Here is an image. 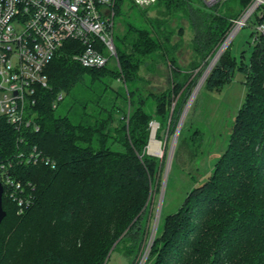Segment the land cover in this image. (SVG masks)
<instances>
[{
	"label": "trees",
	"instance_id": "obj_1",
	"mask_svg": "<svg viewBox=\"0 0 264 264\" xmlns=\"http://www.w3.org/2000/svg\"><path fill=\"white\" fill-rule=\"evenodd\" d=\"M228 1L233 4L225 7ZM252 2L157 0L164 9L159 15L181 13L189 23L196 60L186 69L178 63V44L171 43L167 21L148 18L138 7L146 16L144 24H128L120 48L115 46L118 66L84 68L73 60L81 43L65 42L44 70L47 87H36L39 130L16 131L0 119V160L13 165L11 173L31 200L18 214L16 203L2 196L6 216L0 224V264H106L124 240L140 244L139 221L162 169L145 153L150 121L160 123L157 137L168 120L169 137L174 134L208 62ZM125 3L135 7L130 0H117L115 14ZM253 15L256 25L264 23V5ZM250 35L249 62L238 65L246 75L247 93L226 147L206 180L158 225L147 264H264V34L252 30ZM157 61L166 64L168 86L144 97L141 85L148 82L141 68L146 65L153 73ZM235 65L227 48L202 88L221 91ZM115 81L120 83L116 89ZM66 97L72 102L60 115ZM184 125L173 165L182 151L189 162L200 155L202 133L182 137ZM34 149L53 165L19 161Z\"/></svg>",
	"mask_w": 264,
	"mask_h": 264
},
{
	"label": "built area",
	"instance_id": "obj_2",
	"mask_svg": "<svg viewBox=\"0 0 264 264\" xmlns=\"http://www.w3.org/2000/svg\"><path fill=\"white\" fill-rule=\"evenodd\" d=\"M130 1L141 9L157 2ZM202 1L213 4L221 0ZM116 2L117 0H0V119H4L16 131L39 130L34 112L36 87H47L44 70L69 40L81 43L82 49L73 55V60L82 67L100 69L111 58L119 65L114 44ZM256 2L254 0L247 11L253 12L259 4L252 8ZM247 14L248 12L243 13L241 19L235 21L234 28ZM254 30L257 34H264V23L256 25ZM18 159L25 164L42 162L53 165L51 159L35 149L27 156L21 154ZM12 166L11 163L0 160V183L3 194L6 193L16 203L17 213L23 214L31 205V200L11 173Z\"/></svg>",
	"mask_w": 264,
	"mask_h": 264
},
{
	"label": "rangeland",
	"instance_id": "obj_3",
	"mask_svg": "<svg viewBox=\"0 0 264 264\" xmlns=\"http://www.w3.org/2000/svg\"><path fill=\"white\" fill-rule=\"evenodd\" d=\"M230 4L233 3H230V1L226 2L225 7H229ZM261 5H264V1L259 3L258 7H260ZM129 6V3H125L115 15V46L118 49L120 48L119 41L125 35L129 23L141 26L144 24L143 19L146 18L145 15H147L148 18L151 19L159 17V19L167 21V24L165 26L169 30H173L171 43L178 44L176 56L178 58L179 65L182 67V69L189 68V66L196 60V57L195 52L191 46L192 31L187 19L181 13H174L171 15L168 14L163 17L159 15V12L164 11V9L157 4L151 5L150 7L146 8L145 15L137 8V6H135L133 9H131ZM256 9H254L250 16L244 20L245 22L243 23V25L239 27V29L235 28V31L232 32V34L229 36L231 37V39L226 46L225 51L227 48L229 49L230 55L236 58V65L228 84L225 85L219 92H208L201 86L188 108L185 119L183 121V123L185 124V129L182 131L181 136L188 138L192 132L199 130L202 133L200 155L194 161L189 162L188 153L186 151H182L177 159V164L173 165V151L171 165L167 174V180L163 192L162 205L159 211L160 216L158 221H155V214L157 212L166 159L170 150V146L173 142L174 134L169 137L170 131L168 120L166 127L160 131L159 137H157L160 123L155 119H152L150 121L149 126L151 137L152 125L155 124L156 131L154 137L162 149V154L159 156L156 154L153 155L149 152V144L151 141L150 137L146 145L145 153L146 155L156 159L162 169H160L159 167L160 170L158 171L156 184L152 187L151 194L148 199L147 211L142 215L139 221V231L140 234H142V238L140 237L141 242L136 246H132V244L128 242V239H126L116 246L121 237L118 238V240L114 242L111 248L112 250L116 246L115 250L111 252L109 259L106 258L105 260L106 264H147L149 250L154 239L153 229H155V227L157 226L155 230L156 234L158 225L160 224V227L162 226L163 219L166 216L177 212V210L183 203L187 193L193 187L201 185L206 180L207 175L211 172L214 163L224 151L227 140L229 138V134L231 132L234 117L238 109L241 107L247 93L246 75L238 69V65L241 61H243L244 63H248L251 56L253 44L250 34L256 26L254 21L255 18L253 15ZM246 12L247 10L244 12V14ZM235 25L236 22L234 21V26ZM234 26L232 30L234 29ZM179 28L183 30L181 34L178 33ZM228 35L225 40H227ZM105 54L106 56H109L108 53L105 52ZM212 59H210L208 65ZM114 63V58H111L109 60V63L107 64V67H114ZM145 67L146 65L143 66L140 71V75L145 78L146 82H148V84L142 83L141 85L143 96L145 97V92L148 91L161 93L168 86V81L166 80V64L161 61H157L154 66L155 70L153 73L147 72ZM206 68L204 70H206ZM112 86L116 89L120 86V83L118 81H115ZM193 92L194 90L191 92V95ZM191 95L189 96L188 100L190 99ZM71 102V97H66L65 100L59 104L57 111L58 114L64 115L69 109ZM111 147L114 149H121L119 145L115 144L111 145ZM194 181L196 182L193 183ZM131 246V251H129V248Z\"/></svg>",
	"mask_w": 264,
	"mask_h": 264
},
{
	"label": "water",
	"instance_id": "obj_4",
	"mask_svg": "<svg viewBox=\"0 0 264 264\" xmlns=\"http://www.w3.org/2000/svg\"><path fill=\"white\" fill-rule=\"evenodd\" d=\"M247 12L249 13L250 10L247 11ZM251 13L252 12L249 13V15L246 17V19L250 16ZM234 31H235V28L228 35V38L232 34V32H234ZM225 42H226V40L224 41V43ZM224 43L221 45V47L216 52V54L214 55L213 59L211 60V62L207 66L204 74L202 75L201 79L199 80L197 86L195 87L194 92L192 93L190 99L188 100V102H187V104H186V106H185V108H184V110L182 112V115L180 117V120H179V122L177 124L176 131H175L174 137H173V142H172V144L170 146V150L168 152L167 159H166L165 171H164L163 179H162V187H161L160 196H159V200H158L157 212L155 214V221L158 220L159 219V216H160L159 211H160V208H161V205H162L163 192H164V188H165V184H166V180H167V174H168V171H169V168H170V165H171L172 155H173V151H174V148H175V145H176V141H177V138H178L179 131H180L181 127H182V124H183V121L185 119V116H186V113L188 111V108H189L192 100L194 99L197 91L202 86L204 80L206 79V77L208 76V74L210 73L211 69L213 68V66L215 65V63L218 61V59L220 58V56L222 55V53L225 51V48L226 47L222 50V48L224 46ZM150 138H151V134H150ZM2 196H3V186L0 183V224H1L2 220L6 216V212L3 210V207H2ZM156 228H157V226L155 227V229H153L154 235H155Z\"/></svg>",
	"mask_w": 264,
	"mask_h": 264
},
{
	"label": "bare ground",
	"instance_id": "obj_5",
	"mask_svg": "<svg viewBox=\"0 0 264 264\" xmlns=\"http://www.w3.org/2000/svg\"><path fill=\"white\" fill-rule=\"evenodd\" d=\"M260 1L261 0H257V2L254 4V6L252 8L256 7L257 4L260 3ZM249 13L247 15H245L242 20L239 21L236 29L239 28L242 25V23L244 22V20L246 19V17L249 15ZM230 39H231V37H229L226 40V42L224 43V46H223L222 50L228 45V43L230 42ZM155 131H156V125L153 124L152 125V137H151V141H150V144H149V152L152 153L153 155L156 154V155H159L160 156L162 154V149H161L159 143L155 140V137H154Z\"/></svg>",
	"mask_w": 264,
	"mask_h": 264
}]
</instances>
